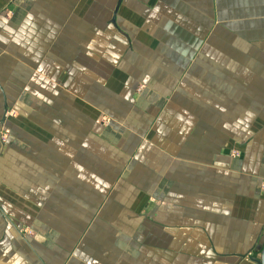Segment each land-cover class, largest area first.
<instances>
[{
  "label": "crops",
  "instance_id": "1",
  "mask_svg": "<svg viewBox=\"0 0 264 264\" xmlns=\"http://www.w3.org/2000/svg\"><path fill=\"white\" fill-rule=\"evenodd\" d=\"M3 127L0 264H105L82 230L122 177L146 227L121 245L145 237L158 264H255L264 0H0Z\"/></svg>",
  "mask_w": 264,
  "mask_h": 264
},
{
  "label": "rangeland",
  "instance_id": "2",
  "mask_svg": "<svg viewBox=\"0 0 264 264\" xmlns=\"http://www.w3.org/2000/svg\"><path fill=\"white\" fill-rule=\"evenodd\" d=\"M114 106L120 105V103L118 102V99H116V101L113 104ZM102 114V112L100 113ZM17 115V111L11 110L10 112V118L14 117ZM119 117L122 116V114L120 113V111L118 112ZM112 119L110 116L108 115H100L99 116V124L106 126L107 124L111 123ZM260 124V123H259ZM261 126V124H260ZM257 127L256 122L255 123H244V133L246 135L247 134H251L252 130H255V128ZM262 127V126H261ZM260 128V127H259ZM1 132V138L0 140L3 142H7V139L10 137V135L12 134L11 129H9L8 127H3L0 129ZM0 141V143H2ZM235 141L240 145V146H247V141H245L243 138L238 139L236 138ZM4 143V145H5ZM120 150L117 152L118 156H117V161H118V168L121 170V162L120 160L123 157V147L122 145ZM2 148V146H0V149ZM119 148V147H118ZM238 151L239 149L236 147H232V145H230V155L237 157L238 156ZM106 156H103V159L101 160L100 163V167L101 170L104 172V174L106 175L107 173L111 174L112 176H114V165H113V160L112 162L110 160H107L106 158H104ZM106 181L108 184H111V182H114V178H106ZM123 179L126 180V178H120L118 181L117 186H115L113 189H108V191H112L111 195L109 196V202H107L104 206V209H102L101 211H99L94 216L95 219L92 220V223H90L89 228L82 230L85 232V234H89V235H94L97 236L94 240H93V247L95 248V252L92 253V259L91 261L93 262H97V261H103V263L105 264H158L155 260V256H153L152 254L149 255L150 251H147L146 243L147 241L145 240V237H141L140 239H138L136 242L138 243V245L136 247H132L130 244H128L127 242L124 243L125 245L131 246L130 249L126 250H122V248H125L122 244V240L121 238H119L117 235L122 234L123 237H125L126 235H131L133 234V236L137 237V235H134L135 232L140 231L141 228L146 227L144 224L138 225V226H133L134 223L132 221H130V219L132 217H134L135 215L131 214L132 212L135 213H139L138 209H137V205L139 204V202H134L135 198L138 197H142L139 196V194L137 193L136 196L133 199L132 202V194L130 192H127V190H129L128 186L126 184H124ZM104 181V180H103ZM264 185V184H263ZM107 188H103V191H105ZM264 189V188H263ZM137 198V199H138ZM112 199H118L121 200L123 205L126 206V208L120 207L119 210L117 209V205L112 203ZM150 201H155L156 199H154V197H150L149 198ZM159 202H161L160 200H158ZM134 205V207H133ZM136 205V206H135ZM161 205V203H160ZM100 213V214H99ZM89 214H92V212H90ZM91 216V215H90ZM58 217H61L58 214ZM92 217V216H91ZM152 219L155 218L153 217V215H151ZM62 218V217H61ZM140 222V221H139ZM77 232H79V230H76ZM264 235V232L263 234ZM127 241V240H126ZM156 245V243H155ZM121 246V251L119 252V254H115V250L117 248H120ZM157 248H152L151 251L152 253L156 250ZM117 256V258H116ZM158 259L162 260V257H158ZM119 259H123V262L118 261ZM73 258L70 261L72 264L73 263ZM78 262V261H77ZM162 263V262H161ZM78 264H85L84 262H78Z\"/></svg>",
  "mask_w": 264,
  "mask_h": 264
},
{
  "label": "water",
  "instance_id": "3",
  "mask_svg": "<svg viewBox=\"0 0 264 264\" xmlns=\"http://www.w3.org/2000/svg\"><path fill=\"white\" fill-rule=\"evenodd\" d=\"M257 250L259 251L257 258H251L250 256H248V258H250L255 264H264V236L261 238Z\"/></svg>",
  "mask_w": 264,
  "mask_h": 264
},
{
  "label": "built area",
  "instance_id": "4",
  "mask_svg": "<svg viewBox=\"0 0 264 264\" xmlns=\"http://www.w3.org/2000/svg\"><path fill=\"white\" fill-rule=\"evenodd\" d=\"M1 137H2V136H1V132H0V138H1ZM0 141H1V140H0ZM1 142H2V143H0V144L4 145L5 142H3V141H1Z\"/></svg>",
  "mask_w": 264,
  "mask_h": 264
}]
</instances>
